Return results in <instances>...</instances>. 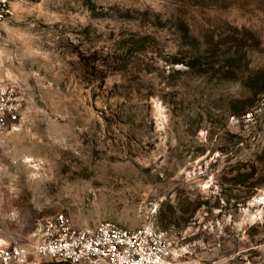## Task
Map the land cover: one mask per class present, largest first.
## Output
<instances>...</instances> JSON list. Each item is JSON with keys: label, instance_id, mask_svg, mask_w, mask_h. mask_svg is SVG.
<instances>
[{"label": "rangeland", "instance_id": "374dc122", "mask_svg": "<svg viewBox=\"0 0 264 264\" xmlns=\"http://www.w3.org/2000/svg\"><path fill=\"white\" fill-rule=\"evenodd\" d=\"M0 84V238L155 228L166 264H264V0H22Z\"/></svg>", "mask_w": 264, "mask_h": 264}, {"label": "built area", "instance_id": "2783aa9c", "mask_svg": "<svg viewBox=\"0 0 264 264\" xmlns=\"http://www.w3.org/2000/svg\"><path fill=\"white\" fill-rule=\"evenodd\" d=\"M22 0H0V35ZM23 103L0 84V134L22 120ZM33 245H11L0 238V264H166L170 244L155 228L128 230L115 223L76 229L64 215L40 224Z\"/></svg>", "mask_w": 264, "mask_h": 264}]
</instances>
